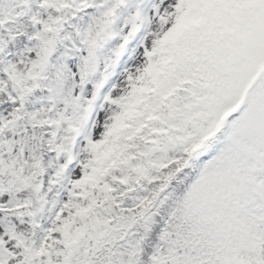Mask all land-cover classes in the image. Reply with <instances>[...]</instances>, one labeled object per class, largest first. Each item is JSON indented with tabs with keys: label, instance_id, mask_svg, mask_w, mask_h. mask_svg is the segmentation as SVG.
<instances>
[{
	"label": "snow or ice",
	"instance_id": "obj_1",
	"mask_svg": "<svg viewBox=\"0 0 264 264\" xmlns=\"http://www.w3.org/2000/svg\"><path fill=\"white\" fill-rule=\"evenodd\" d=\"M0 264H264V0H0Z\"/></svg>",
	"mask_w": 264,
	"mask_h": 264
}]
</instances>
